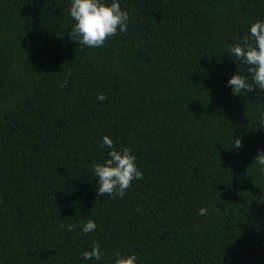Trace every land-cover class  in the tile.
I'll return each instance as SVG.
<instances>
[{"label":"trees","instance_id":"1","mask_svg":"<svg viewBox=\"0 0 264 264\" xmlns=\"http://www.w3.org/2000/svg\"><path fill=\"white\" fill-rule=\"evenodd\" d=\"M69 6L0 0V264H264V92L226 83L264 0H120L127 31L83 51ZM104 135L143 172L123 198L97 192Z\"/></svg>","mask_w":264,"mask_h":264},{"label":"clouds","instance_id":"2","mask_svg":"<svg viewBox=\"0 0 264 264\" xmlns=\"http://www.w3.org/2000/svg\"><path fill=\"white\" fill-rule=\"evenodd\" d=\"M68 14L74 21L70 37L78 42L81 51L85 48L103 47L109 37L127 31L129 14L121 8L120 0H70ZM248 33L242 42L231 44L227 49L230 57L247 65V73L251 76V83L239 71L228 78L226 83L233 95H239L246 90L253 91V85L264 92V20L251 23ZM66 84L67 81L62 82L60 87H65ZM106 99L105 93H98L96 96V100L100 102ZM260 119L264 122V115ZM102 145L109 149L108 158L91 166L92 175L97 181V192L100 195L123 198L132 181L143 179V172L131 149H117L108 135L103 136ZM241 146V140L236 138L231 148L239 149ZM254 163L264 170V152L255 157ZM208 211L206 207H201L198 215L206 216ZM77 227L83 235H88L96 230L97 225L94 220L88 219L79 225H67V230L71 232ZM82 256L85 261L100 262L103 259L99 244H93ZM112 264H138V257L135 253H117Z\"/></svg>","mask_w":264,"mask_h":264}]
</instances>
